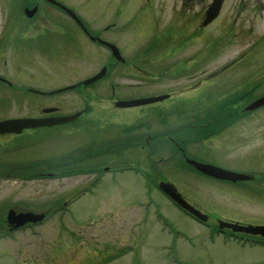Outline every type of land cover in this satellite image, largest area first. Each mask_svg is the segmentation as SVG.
<instances>
[{
  "label": "rangeland",
  "instance_id": "obj_1",
  "mask_svg": "<svg viewBox=\"0 0 264 264\" xmlns=\"http://www.w3.org/2000/svg\"><path fill=\"white\" fill-rule=\"evenodd\" d=\"M62 1L73 6L85 23L94 29L102 26L110 17H115L116 20L111 22L114 21L117 27L121 26V32L115 35L107 31L106 36L118 41L124 51L123 55L128 59L130 52L137 45L145 43L150 38L152 27L147 25L150 21L151 24L157 15L152 0H144L141 4L138 0H125L123 5H117V12L115 5L105 8L106 0H97L93 4H86L81 2L82 0ZM235 1L230 0L227 12L234 13L231 10ZM247 1L243 0V3L247 4ZM257 1L249 0L247 13L252 12L251 6ZM20 2L21 0H0V34L6 26L8 43H13L10 46L0 43V74L8 78L12 75L27 85L50 89L81 82L84 76L93 73L105 60L106 52L88 41L89 45L81 35H77L78 44L75 46L63 31L60 24L62 16L58 17L57 12L51 8L46 9L47 20L41 31L59 35L64 39L42 38L38 46L30 44L26 48L25 42L22 41L25 35L18 27V25L23 26L26 20L13 9V5H18ZM246 12L243 17H247ZM216 22L217 20L214 21ZM248 22L252 25L254 34L263 33L264 19L248 20ZM69 28L71 34H76L72 26L69 25ZM210 29L211 26H208L204 30L208 34L209 41L214 39L217 42L216 26H213L211 31ZM219 32L224 38L231 36L228 31ZM217 45L220 43L214 45L215 51L219 50ZM231 51H233L232 45L224 49L222 55H218L216 59L232 58L234 54H231ZM135 53L133 52V56ZM261 53H257L256 56L259 58ZM212 54L213 51H208L209 60ZM254 57V51L248 52L243 60ZM215 64L216 62H213V66ZM209 80L210 83L215 84L218 79L208 78L207 81ZM163 82L169 85L172 80ZM99 83L92 85L94 90H91L90 86L87 87L88 89L85 87L88 92L95 93L96 96L91 97V100L88 99L91 113L81 116L75 123L78 125L72 133L58 135L55 131L57 127L48 128L44 130L45 143H40L38 139L32 141L26 148L3 152L0 155V170L24 172L26 164L31 162V164L43 163L37 165L35 171L39 170V166L44 165L43 167L49 168L51 174L43 177L31 175L30 180L27 181L19 179L4 181L0 185V213L4 206L6 210L7 205L14 203L22 207L48 206L46 210L49 211L57 207L63 197L80 194L78 200L68 206V212L63 213L61 217L58 216L59 213L54 214L47 223L37 229L36 236L29 238L22 236L14 241L0 242V264H17L23 257L28 262L31 261L30 264H256L258 262L264 264V248L242 247L223 237L217 238L215 242L209 241L208 238L212 234L210 228L200 225L180 210L155 184L150 183L149 190L146 191L143 179L134 170L147 172L148 180L145 181V185L150 178L156 182L168 180L173 183L191 205L210 216L207 222L211 221V223L215 217H220L232 221L264 224V182L258 186L260 190L252 192L238 189V186L226 182L207 179L185 167L176 156L169 161V157H166L169 155L168 150L164 148L167 153H161L162 148L156 146L158 142L152 135L155 131L149 134L152 138L147 147L153 151L160 149V159L158 162H153L154 166H152L146 156L147 149L135 146L139 145L136 144L137 140L134 141L135 143H125L121 138L142 132L137 122H126L134 118L140 110L136 109L137 107L126 110L114 109L112 100H109L108 96L105 98L104 95H100L104 93L106 79ZM174 85L179 86L178 90H182L183 95L190 99L192 95L189 91L200 87L197 80L187 79L178 80ZM206 85L211 84L206 83ZM151 86L155 88L148 90L147 88ZM156 86L157 84L145 86L144 89L151 92H155L154 89H162L161 86L157 88ZM82 89L83 86H79L76 90ZM224 90L222 88L218 93ZM22 94L18 95L21 98L14 100V103L11 98L4 100L10 95V91L0 89V95H5L0 98V118L35 114L37 106H29L28 103H38ZM194 94L197 98L199 93ZM74 95L72 92L62 93L53 97L49 104L62 107L70 104L69 107L73 106L72 109H82L85 105L83 98ZM210 95L211 92L206 91L204 97ZM18 96L13 95L14 98ZM213 97L216 99L217 95ZM198 99L200 95L194 101ZM201 103L200 106H204L205 99ZM211 105L213 104H207V106ZM198 113H203L202 109H194V112L189 114ZM157 118L159 119V116ZM182 118L183 115L176 120ZM86 119L90 124L85 122ZM119 121H125L126 124L119 127L116 124ZM103 126L107 128V136H104L106 129ZM151 126L154 129L158 128L155 123L147 125L149 129ZM226 130V133H230L229 137H232V127L229 126ZM221 133L207 141L201 140L197 144L185 143L184 149L190 145L189 157L221 168L236 171L239 166L253 169L254 172L264 171V164L254 167V159L257 158L250 154V148H234L233 139L225 141L227 135ZM94 139L96 141H93ZM0 144H4L2 140ZM5 145L2 147H6ZM161 145L162 142L159 143L160 147ZM104 147H108L105 153H96ZM121 148L123 150L120 151ZM87 154L91 156L88 157ZM156 159L158 157H155L154 161ZM261 161L264 162V157ZM61 162L66 163L60 164ZM103 165L109 167L110 172L102 173V178L98 179L99 184L94 188L85 185L84 183L92 180L90 178L93 176V170H98V167ZM90 191L92 192L89 193ZM160 218H163L166 224L165 229H161ZM77 228H80L81 232H78ZM22 243L25 249L19 253L18 249ZM121 252L126 254L120 256ZM36 259H41L42 262H34Z\"/></svg>",
  "mask_w": 264,
  "mask_h": 264
},
{
  "label": "flooded vegetation",
  "instance_id": "obj_2",
  "mask_svg": "<svg viewBox=\"0 0 264 264\" xmlns=\"http://www.w3.org/2000/svg\"><path fill=\"white\" fill-rule=\"evenodd\" d=\"M85 1L89 4L95 2V0ZM27 2L29 7L37 8L34 16H37L38 14L42 19H45V14L47 13L44 12L45 8L43 5H50L49 3L43 0H27ZM108 3L111 4L110 1H107L106 4L109 5ZM262 3L264 4V0H262L261 4ZM157 5L158 14L155 18L157 20L156 25L158 26L161 21V31L164 34L163 37H161L155 44L137 45L136 59L131 58L126 60L123 68L119 70L120 75H124L123 77L130 79L135 78L138 81H140V79L142 80L144 77H151L158 80L160 77H164L166 73L168 75L171 74L169 76L170 78L179 77L180 74H183L188 79L197 77L202 78L203 76H206L207 78L213 76V74L209 73L206 69V59L192 61V54L188 49V46L181 43L182 41H187L188 32L193 20L192 13H195V16H200L201 18L207 7V2L203 1V3L196 9V3L194 0L174 1L171 3L170 10L167 15L162 10L166 7L159 3ZM70 7L72 8V6ZM191 10H193L192 13L190 12ZM261 10H264V5L261 6ZM61 15L62 17L65 16L69 18L64 12L61 13ZM110 20L111 19H109V21ZM37 25H39V23L34 18V20H31L25 27V30L27 29L29 40L35 41L40 36L47 35L58 37V35L40 33ZM112 26H114V23L108 22L102 29L108 30ZM88 30L92 33V35L102 34L99 29ZM115 30L118 29L116 28ZM64 32L71 40L74 39V34H71L69 30L66 31L64 29ZM176 32H178L177 36H182L183 38L175 40L174 34ZM59 38L63 37L59 36ZM105 39L113 43L116 42L109 38ZM256 41H259V39H255L253 41L254 46L257 44L255 43ZM166 49L168 50L166 51ZM150 53L155 56V59L152 61L144 59V56L149 55ZM263 53L260 54V57L264 56ZM224 63L229 62L225 61ZM129 67L136 68V73H132L127 70ZM217 68H220V70H217L218 72H215V74L218 73L222 75L223 81L221 82V86L225 88V92L221 93V95L218 97L216 103L217 108H211L212 111L206 110V112L211 111L223 116H238L239 118L234 120L235 143L237 147L239 148L241 143H247L248 147L251 149H249L250 154H253V156L257 159H261L264 157V109L261 110L263 114H258L259 116H262V119L258 118V122H251L252 120L250 118V114L252 112L241 114V111L250 100L264 95V59L258 61L233 60L229 64H219ZM199 81L201 82L202 79ZM254 81H257V86L252 85V82ZM136 84L139 88H141V82H137ZM171 89L172 94L169 95L168 99L176 96L175 91H173L174 86H172ZM218 90H220V88H218ZM255 93L257 94L256 96ZM222 94L225 97H223ZM57 110H59L58 106ZM253 142L257 144H253ZM259 165V162H256L254 167H258ZM250 171H253V169ZM256 174V178L254 179L255 182L264 177V171L262 170ZM13 175L16 176V174L12 172H0V185L4 181L10 179V177H13ZM9 207H13L17 211L25 210V208L17 207L15 204H13L12 206H7L6 211ZM4 211L5 206L2 208L0 213V234L10 230L5 218L6 211Z\"/></svg>",
  "mask_w": 264,
  "mask_h": 264
},
{
  "label": "water",
  "instance_id": "obj_3",
  "mask_svg": "<svg viewBox=\"0 0 264 264\" xmlns=\"http://www.w3.org/2000/svg\"><path fill=\"white\" fill-rule=\"evenodd\" d=\"M219 4L220 0H213L212 4L209 6L207 12H206V17L203 21V25H206L209 23L218 13L219 10ZM32 12H30L31 14ZM156 99H145V100H137V101H132V102H127V105H133V104H142V103H147V102H152ZM69 120V119H66ZM33 123L34 121L31 120H10V121H4L0 122V131H4V128L7 127V130H19L20 127H16L17 124H21L22 126L25 127H30V126H36ZM12 128V129H8ZM6 130V131H7ZM188 162L196 167V169L204 172L207 175L220 178V179H227L231 181H236L239 179L247 178V176L231 171H227L224 169H220L217 167H213L210 165L206 164H201V163H196L191 160H188ZM160 187L167 193L169 194L175 201H177L179 204L186 206L190 211L195 213V215L201 219H205V216L197 213L194 211L192 208H190L188 205H185L184 202L180 199L179 195L176 193L175 189L172 187V185L167 184V183H161ZM221 226H228L233 229L241 228L245 231H249L251 233H260L264 235V226H248V227H238L236 224H229V223H221Z\"/></svg>",
  "mask_w": 264,
  "mask_h": 264
}]
</instances>
